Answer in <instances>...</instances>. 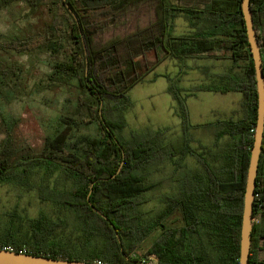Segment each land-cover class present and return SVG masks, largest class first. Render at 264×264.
Listing matches in <instances>:
<instances>
[{"label":"trees","instance_id":"16d2710c","mask_svg":"<svg viewBox=\"0 0 264 264\" xmlns=\"http://www.w3.org/2000/svg\"><path fill=\"white\" fill-rule=\"evenodd\" d=\"M14 1L0 0V7ZM241 1L210 0L198 7L167 0H61V18L51 27V36L0 40L3 50L65 51L69 60L50 78L77 79L93 98L92 103L86 102L99 126L98 137H85L81 148L71 149L72 125L79 124L65 121L64 129L47 137L40 152L19 153L8 134L0 153V185L35 191L51 212L42 210L30 217L15 209L0 216V248L12 246L15 251L70 261L141 264L143 259H134L132 253L160 228L148 249V254L158 257V264H239L244 194L258 114L255 69ZM251 10L264 70V0H251ZM120 14L140 16L141 23L124 40L95 47L94 37L116 23ZM179 14L191 21L196 33L171 36ZM219 44L231 52L233 60L246 62L244 74L226 75L223 85H200L191 92H240L245 112L237 120L208 124L215 134L214 146L224 136L230 138L220 153H209L216 164L191 147L187 96L175 86L169 91L185 131L176 144H164L161 133L151 137L123 134L122 113L132 106L128 92L144 78L129 73L136 57L155 50L156 61L147 70L151 71L168 56L208 54ZM262 147L253 213L259 222L253 225L250 264H264L259 257L264 253V139ZM177 154L182 159L192 156L200 165L192 170L179 163L183 171L180 200L186 211L181 228L163 224L178 204L176 192L164 197V207L155 215L141 210L148 201L145 195L158 187L150 183L151 168L165 156Z\"/></svg>","mask_w":264,"mask_h":264},{"label":"rangeland","instance_id":"374dc122","mask_svg":"<svg viewBox=\"0 0 264 264\" xmlns=\"http://www.w3.org/2000/svg\"><path fill=\"white\" fill-rule=\"evenodd\" d=\"M167 1L179 6L200 7L210 0ZM60 5L61 0H16L0 7V40L51 36V27L61 18ZM149 14V19H153L151 9ZM140 19V16L130 18L126 14H120L116 23L94 37L93 45L99 47L107 42L124 40L125 34L133 31L135 25H140ZM176 21L181 23L176 25ZM187 23L188 19L179 14L174 20V25L177 26L175 33H182ZM173 29L174 27L170 30L171 36L176 38ZM194 33L196 32L183 33L177 37H187ZM218 46L215 52L208 54L187 58L168 56L151 71L147 70L156 61L155 50L136 57L135 67L129 73L132 76L144 75V78L128 92L132 106L122 113L126 122L123 134L129 137L133 132L151 137L161 133L164 144H176L185 131L177 114V102L169 91L171 86H175L182 90L183 96H187L189 121L192 125L188 130L193 138L191 147L204 153L210 162L216 164L209 153H220L230 138L224 136L214 146L215 134L208 124L242 117L245 112L243 95L240 92L223 94L191 91L200 85H223L228 81L226 75L240 77L244 74L246 64L244 60H233L231 52L220 44ZM68 60L69 57L63 50L55 53L47 48L21 52L0 49V153L3 152L9 133L10 143L19 153L40 152L46 138L54 137L64 129L65 121L69 120L79 124L75 126L72 123L73 130L68 140L71 149L81 148L85 137H98V122L92 119L88 107V103L93 101L89 92L83 91L77 79L54 81L50 78L57 67ZM179 163L187 168L200 169L192 156L182 159L177 154L171 158H162L151 168L150 183H158V187L145 195L148 201L142 205V211L151 215L161 211L164 207L162 200L175 192L176 179L183 174ZM15 209L30 217H36L42 210L51 212V208L39 200L35 191L0 185V216ZM174 218V213H171L163 224L172 227ZM160 232V228L155 230L139 245L132 253L133 258L141 260L150 256L148 249ZM259 257L264 259V253L260 252Z\"/></svg>","mask_w":264,"mask_h":264},{"label":"water","instance_id":"95a60500","mask_svg":"<svg viewBox=\"0 0 264 264\" xmlns=\"http://www.w3.org/2000/svg\"><path fill=\"white\" fill-rule=\"evenodd\" d=\"M241 10L244 16L247 29L250 52L252 55L256 86L258 94V114L257 124L254 135V143L251 149L250 163L247 173L246 188L244 194V207L242 215L241 241H240V258L239 264H250L251 242L253 231V213L255 203V189L257 185V176L259 162L263 150L264 139V70L262 47L260 45L251 10V0L241 1ZM87 73V72H86ZM106 180V178H101ZM92 191V187H91ZM94 207V206H92ZM95 211L102 217H107L98 209ZM118 235V234H117ZM119 237V236H118ZM0 264H100L88 263L84 261H70L63 259H54L39 255H32L20 251H12L5 248H0Z\"/></svg>","mask_w":264,"mask_h":264},{"label":"flooded vegetation","instance_id":"af4514ba","mask_svg":"<svg viewBox=\"0 0 264 264\" xmlns=\"http://www.w3.org/2000/svg\"><path fill=\"white\" fill-rule=\"evenodd\" d=\"M192 170H195V167L194 168H190ZM180 172V170H179ZM181 184H180V175H179V178H178V182L176 184V194H178V204L174 210V223L179 227H184V225L186 224V211H185V205L183 202H181Z\"/></svg>","mask_w":264,"mask_h":264},{"label":"built area","instance_id":"2783aa9c","mask_svg":"<svg viewBox=\"0 0 264 264\" xmlns=\"http://www.w3.org/2000/svg\"><path fill=\"white\" fill-rule=\"evenodd\" d=\"M258 222H259V217H254L253 224L258 223ZM5 249L15 251L12 246L6 247ZM158 261H159L158 257L155 254H152L148 256L147 258H144L141 264H158ZM96 263L102 264L101 262H96Z\"/></svg>","mask_w":264,"mask_h":264},{"label":"crops","instance_id":"0c3cea01","mask_svg":"<svg viewBox=\"0 0 264 264\" xmlns=\"http://www.w3.org/2000/svg\"><path fill=\"white\" fill-rule=\"evenodd\" d=\"M188 21H189V23H187L186 24V26L182 29V33H179V34H176L175 32H176V27L177 26H175L174 24H173V27H174V34L173 35H175L176 37L177 36H182L183 35V33H189V34H192L193 32H196V30H195V28L192 26V24H191V21L188 19ZM177 23H181V22H177L176 21V25H177ZM237 93V92H236Z\"/></svg>","mask_w":264,"mask_h":264}]
</instances>
